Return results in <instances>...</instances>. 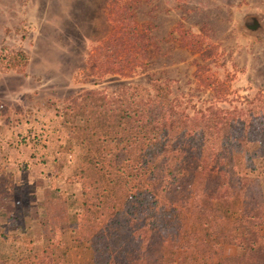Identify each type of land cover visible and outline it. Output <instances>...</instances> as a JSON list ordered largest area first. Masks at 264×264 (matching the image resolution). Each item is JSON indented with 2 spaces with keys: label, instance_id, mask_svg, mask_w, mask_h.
Segmentation results:
<instances>
[{
  "label": "trees",
  "instance_id": "trees-1",
  "mask_svg": "<svg viewBox=\"0 0 264 264\" xmlns=\"http://www.w3.org/2000/svg\"><path fill=\"white\" fill-rule=\"evenodd\" d=\"M152 1L112 2V30L86 71L131 77L144 69L151 32L136 17ZM28 61L23 51H0L3 71H22ZM197 77L209 80L203 67ZM241 104L190 114L159 79L70 97L59 116L68 150L79 146L82 155L65 181L80 185L81 208L69 217L65 204L46 206L43 249L27 237L25 250L0 253V264H62L82 246L91 264H264V189L254 172L255 159L264 158V98ZM227 240L236 254H225Z\"/></svg>",
  "mask_w": 264,
  "mask_h": 264
},
{
  "label": "rangeland",
  "instance_id": "rangeland-1",
  "mask_svg": "<svg viewBox=\"0 0 264 264\" xmlns=\"http://www.w3.org/2000/svg\"><path fill=\"white\" fill-rule=\"evenodd\" d=\"M113 1L0 0V51H23L29 58L22 71L0 67V165L9 173L0 175L2 255L25 250L27 237L36 250L43 249L46 206L65 204L69 217L81 208L80 185L65 181L82 155L79 146L68 150L70 134L59 116L70 97L159 79L171 85L190 114L264 98V0L144 3L136 18L151 32L148 64L131 77H98L85 68L112 30ZM200 67L206 83L196 78ZM254 172L264 189V158L255 159ZM224 249L226 255L238 251L231 240ZM90 256L86 247H73L62 264H91Z\"/></svg>",
  "mask_w": 264,
  "mask_h": 264
}]
</instances>
